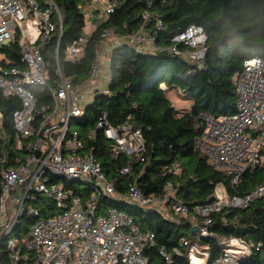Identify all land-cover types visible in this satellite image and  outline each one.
<instances>
[{
  "label": "built area",
  "instance_id": "1",
  "mask_svg": "<svg viewBox=\"0 0 264 264\" xmlns=\"http://www.w3.org/2000/svg\"><path fill=\"white\" fill-rule=\"evenodd\" d=\"M120 1L89 0V5L106 14L113 12ZM53 14L61 26L54 0H0V90L4 96L20 101L12 115L13 149L3 153L0 161V240L8 239L12 264H252L249 259L262 248L261 242L217 235L211 226L217 212L247 207L263 196V184L239 194L228 193L225 184L219 182L207 202L191 206L177 197L178 184L172 181L166 182L160 194H145L137 180L129 183L125 194L116 190L95 158L90 142L95 141L98 130L103 131L116 155H134L142 160L145 140L141 130L129 122L108 124L105 113L95 128L81 131L78 121L86 106L79 96L87 81L99 76V47L89 68V79L83 83H75L63 74L57 47L55 77L49 79L41 47L56 29ZM141 18L142 27L134 33L114 36V45L127 42L158 49L155 35L144 26L154 23L160 29V16L145 10ZM89 35L77 37L66 47L64 61L75 63L83 57ZM109 35H114L112 29L104 30L100 37ZM15 41L24 65L21 68L8 66L10 61L2 51ZM205 41L203 28L191 24L175 34L168 50L201 66ZM110 79L109 75L107 84ZM97 86L94 82L92 87L98 90ZM235 86V112L217 117L201 115L203 127L194 138V147L228 176L230 187L238 185L245 172L264 165V60H245L235 76ZM37 87L45 89L46 98L34 91ZM174 88L166 89V93L175 94L177 90L181 94ZM117 171L126 175L133 167L128 163ZM168 171L180 176V163L172 162ZM38 195L51 203L49 208L38 205ZM103 198L159 212L185 225L186 233L176 245L158 244L152 231L141 229L133 216L104 204ZM26 220L30 224L23 234L17 228H23Z\"/></svg>",
  "mask_w": 264,
  "mask_h": 264
},
{
  "label": "trees",
  "instance_id": "2",
  "mask_svg": "<svg viewBox=\"0 0 264 264\" xmlns=\"http://www.w3.org/2000/svg\"><path fill=\"white\" fill-rule=\"evenodd\" d=\"M54 2L61 15V26L53 14L51 19L56 29L41 47L49 79L55 77L57 47L63 74L75 83H83L89 79V68L102 41L110 40L113 44L108 64L111 79L106 92L93 95L78 124L81 131L93 129L105 113L107 123L112 126L129 122L141 130L145 140L142 160L134 155H116L103 131L98 130L95 141L90 142L94 145L95 158L119 193L125 194L129 183L137 180L145 194H160L166 182L172 181L178 184L177 197L191 206L207 202L219 182L225 184L228 193L239 194L264 185L263 165L245 172L241 182L230 187L228 176L215 169L205 154L194 147V138L203 127L201 115L217 117L235 112L238 97L235 76L242 70L243 62L252 57L264 60V0H121L113 12L102 15L88 36L83 57L75 63L64 61V51L89 30L84 10L89 0ZM145 10L160 16V29L154 23L144 26L155 35L158 49H144L127 42L114 45V36L134 33L142 27L141 15ZM191 24L200 25L206 34L201 66L168 50L175 34ZM107 29H112L114 35L101 38L100 34ZM178 47L184 49L181 44ZM2 51L10 61L8 66H24L17 41ZM172 87L180 90V97L189 102L188 108L180 110L173 106L166 93ZM34 91L47 97L44 88L37 87ZM19 107L17 97L4 96L0 90V161L3 153L13 149L12 115ZM172 162L180 163V176L168 171ZM128 163L133 167L132 173L119 174L117 169ZM38 198V205L49 208L48 200L41 195ZM102 201L133 216L141 229L155 234L158 244L176 245L178 238L186 233L185 225L166 219L159 212L108 198ZM29 224L26 220L18 231L27 233ZM211 229L217 235L261 242L262 248L255 250L249 262L264 264V195L247 207L217 212ZM207 240L215 244L212 239ZM7 241V238L0 240V264H12Z\"/></svg>",
  "mask_w": 264,
  "mask_h": 264
},
{
  "label": "rangeland",
  "instance_id": "3",
  "mask_svg": "<svg viewBox=\"0 0 264 264\" xmlns=\"http://www.w3.org/2000/svg\"><path fill=\"white\" fill-rule=\"evenodd\" d=\"M89 6L86 7L84 6V10L86 11V18H88V21L90 20L89 16H88V12L89 10ZM94 13H97V12H94ZM100 13H102L103 15V12L101 11ZM102 47H99V58L101 59V63H102V67L100 68V73L102 74L103 78L102 80L105 79V77L108 75V64H109V57H110V53L108 50H105V51H102ZM148 52H150L148 50ZM101 80V83L100 85L97 86V89L98 91L93 89V83L96 82V79H89L87 81V85L84 86V90L81 91L80 93V102L82 103L83 106H86V104L90 103L92 101V97L95 93H100L103 89L102 88H105L106 87L104 86L105 85V82H102ZM176 89V88H174ZM167 97L171 100L173 106L177 109H184L183 107L189 105V102L187 100H184L182 99L180 96V94L178 93L177 90H175V94L172 92V91H167ZM175 96V97H174ZM15 207V206H14ZM181 217V216H180ZM2 234V228L0 227V235ZM11 238H14V234L12 233L11 235Z\"/></svg>",
  "mask_w": 264,
  "mask_h": 264
},
{
  "label": "crops",
  "instance_id": "4",
  "mask_svg": "<svg viewBox=\"0 0 264 264\" xmlns=\"http://www.w3.org/2000/svg\"><path fill=\"white\" fill-rule=\"evenodd\" d=\"M87 10H89L88 16L90 18V20L88 21L89 22V26H88V29L89 30H88L87 33L91 34V31L95 28V26L97 25V22L101 20L102 13H100L101 12L100 10H98L97 8L94 9L90 5H89V9H87ZM94 12H97V13H94ZM100 47L103 48L102 51H105V50L111 51V49L113 48V44L110 42V40H108V41H102ZM108 77H109V71H108V75L105 77L104 80H102V78H103L102 74L99 73V76L96 79L97 85H100L101 80H102V82H105V85L104 86L106 87L107 86V79H108ZM102 89H104V88H102ZM186 107H188V105L185 106V107H183V108L185 109Z\"/></svg>",
  "mask_w": 264,
  "mask_h": 264
},
{
  "label": "water",
  "instance_id": "5",
  "mask_svg": "<svg viewBox=\"0 0 264 264\" xmlns=\"http://www.w3.org/2000/svg\"><path fill=\"white\" fill-rule=\"evenodd\" d=\"M14 39H15V40L17 39L16 35H14ZM193 230H194V229H193Z\"/></svg>",
  "mask_w": 264,
  "mask_h": 264
}]
</instances>
